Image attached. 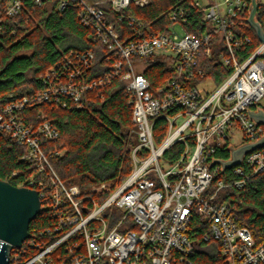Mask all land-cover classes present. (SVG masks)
<instances>
[{
  "label": "built area",
  "instance_id": "2783aa9c",
  "mask_svg": "<svg viewBox=\"0 0 264 264\" xmlns=\"http://www.w3.org/2000/svg\"><path fill=\"white\" fill-rule=\"evenodd\" d=\"M25 2L43 4V0H0V6L3 3L4 13L13 16ZM105 3L130 28L125 38L102 8ZM148 4L149 0H59L58 11L77 6L80 23L108 52L106 61L113 58L109 70L89 78L94 53L70 51L47 69L40 90L0 104V135L23 147L20 160L34 167L21 186L35 189L40 208L56 218L54 226L30 232L19 247L12 246L8 264L182 262L194 251L190 233L194 215L206 225L202 240L218 242L224 264H264V238L256 241L246 226L237 224L227 202L216 200L220 190L240 188L264 170V146L248 151L239 164L224 170L216 160L226 159L215 155L218 149L230 153L236 136L243 144L264 134V124L248 115L249 109H264L260 105L264 41L244 60L235 54L236 47L250 40L240 29L243 20L247 22L251 0H193L205 22L199 36L184 30L186 17L180 7L170 11L166 31L149 33L127 12L130 5ZM213 51L222 66H232L219 83L199 65L200 56L209 57ZM146 58L165 61L171 70L155 87L143 74ZM117 77L129 94L136 144L130 151V173L98 202L78 185L60 179L49 160L51 153L43 150V143L56 140L60 132L43 111L32 118L26 109L32 103L56 110L80 109L88 90L109 85ZM207 80L213 88L200 90L198 86ZM158 120L164 125V137L156 143ZM176 144L182 146L180 154L165 160L164 154ZM224 171L211 186L215 175ZM47 235L52 237L48 243ZM2 243L0 238V248Z\"/></svg>",
  "mask_w": 264,
  "mask_h": 264
},
{
  "label": "trees",
  "instance_id": "16d2710c",
  "mask_svg": "<svg viewBox=\"0 0 264 264\" xmlns=\"http://www.w3.org/2000/svg\"><path fill=\"white\" fill-rule=\"evenodd\" d=\"M59 0H43L41 6L25 2L21 11L13 16L4 13L0 6V104L30 96L43 86L41 78L47 69L70 51H92L94 59L87 75L94 78L109 70L111 60L103 44L88 34V28L80 23L76 5H69L62 11L56 9ZM96 2L101 0H86ZM193 0H149L144 7L130 5L127 12L134 15L149 33L164 32L171 24L169 13L183 8L186 22L184 30L199 36L205 27L202 13L192 5ZM102 8L119 31L121 39L131 33L125 20H118L105 3ZM255 19L264 32V3H257ZM241 32L249 37L235 48L239 60H244L259 45L255 30L243 20ZM222 48V46H221ZM143 74L152 87L170 75L165 61L146 58ZM199 65L206 74L219 83L232 66L224 67L217 60L216 52L209 57L201 55ZM43 111L58 128L56 140L43 143L44 152L66 185H78L83 194L102 202L131 171V148L136 144L131 122V105L124 82L115 78L109 85L88 90L84 106L80 109L51 108L46 103H32L26 112L34 118ZM164 137L161 120L154 126V139L159 143ZM182 146L176 144L165 154V160H173L180 154ZM23 147L15 145L8 136L0 135V179L21 186L24 177L34 167L20 160ZM215 155L227 159L230 153L218 149ZM16 172L12 176L11 173ZM227 171L215 175L212 185ZM218 201H226L238 225L246 226L256 241L264 238V170L250 176L240 188L228 187L218 192ZM56 218L48 209L40 212L29 223V232L43 231L54 226ZM198 215L190 224V233L195 241L191 256L182 262L172 264H224L219 253V244L201 238L206 230ZM52 237L47 235V243Z\"/></svg>",
  "mask_w": 264,
  "mask_h": 264
},
{
  "label": "water",
  "instance_id": "95a60500",
  "mask_svg": "<svg viewBox=\"0 0 264 264\" xmlns=\"http://www.w3.org/2000/svg\"><path fill=\"white\" fill-rule=\"evenodd\" d=\"M251 9L247 18L248 24L255 30L259 42L264 41V32L254 16L257 3L251 0ZM264 58V49L261 53ZM248 115L255 122L264 124V110L249 109ZM264 146L263 136L251 143H243L231 148L230 158L216 160L223 170L240 163L242 156L250 150ZM40 198L35 189L26 186H16L7 180L0 179V238L3 240L0 248V264H8V256L12 246L19 247L25 238L31 236L29 223L40 212Z\"/></svg>",
  "mask_w": 264,
  "mask_h": 264
},
{
  "label": "rangeland",
  "instance_id": "374dc122",
  "mask_svg": "<svg viewBox=\"0 0 264 264\" xmlns=\"http://www.w3.org/2000/svg\"><path fill=\"white\" fill-rule=\"evenodd\" d=\"M201 3H205V2H207L208 0H199ZM260 3H264V0H258ZM204 87H209V88H213V84L211 83V82H209L208 80L207 81H205L204 83H202L201 85H199L198 86V88L200 89V90H202ZM262 104H264V100H261V102H260V105H262ZM233 142V144L235 145V146H238L241 142H242V138H241V136H236V137H234L233 138V140H232ZM125 179V178H124ZM123 179V180H124ZM122 180V181H123ZM121 181V182H122ZM120 182V183H121ZM119 183V184H120ZM119 184H117V185H119ZM116 185V186H117Z\"/></svg>",
  "mask_w": 264,
  "mask_h": 264
},
{
  "label": "crops",
  "instance_id": "0c3cea01",
  "mask_svg": "<svg viewBox=\"0 0 264 264\" xmlns=\"http://www.w3.org/2000/svg\"><path fill=\"white\" fill-rule=\"evenodd\" d=\"M257 108H259V107H257ZM254 109H256V108H254ZM264 110V109H263Z\"/></svg>",
  "mask_w": 264,
  "mask_h": 264
}]
</instances>
